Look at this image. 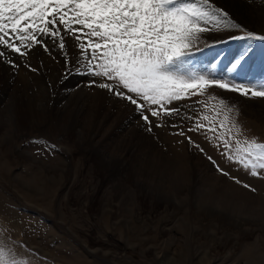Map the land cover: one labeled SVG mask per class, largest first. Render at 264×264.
<instances>
[{
  "label": "rangeland",
  "instance_id": "374dc122",
  "mask_svg": "<svg viewBox=\"0 0 264 264\" xmlns=\"http://www.w3.org/2000/svg\"><path fill=\"white\" fill-rule=\"evenodd\" d=\"M233 20L245 33L264 35ZM243 41L248 43L234 60L252 51L241 63L261 44ZM192 71L264 90L263 80ZM173 103L192 119L165 117L163 129L154 125L168 145L162 150L133 148L132 126L117 128L123 119L117 112L96 123L83 115L87 130L95 125L102 151L52 126L45 133H18L13 122L3 125L0 250L8 264H264V170L253 176L221 155L223 140L230 141L233 155L236 141L241 148L264 143V122L227 103L219 88ZM173 122L183 124L184 136L174 134ZM195 123L215 131L188 132ZM189 136L203 153L188 143ZM205 153L229 175L218 172ZM102 154L110 159L103 162Z\"/></svg>",
  "mask_w": 264,
  "mask_h": 264
},
{
  "label": "snow or ice",
  "instance_id": "6c2138e0",
  "mask_svg": "<svg viewBox=\"0 0 264 264\" xmlns=\"http://www.w3.org/2000/svg\"><path fill=\"white\" fill-rule=\"evenodd\" d=\"M198 5L213 11L201 10ZM227 16L228 13L215 7L211 0H0V60L17 68L19 65L9 59V55L25 59L36 46L51 55L52 48L44 40L48 37L63 57L62 79L73 72L89 77V87L106 90L133 106L151 132L152 118L158 121L156 127L164 126L165 117L192 119L173 102L207 88L264 98V90L209 78L189 67V61L199 51L194 50L196 43L202 34L212 30L209 19L218 22L220 17ZM224 24L246 31L230 20H225ZM235 38L264 40V35L246 32L245 37H228ZM69 43L75 50L72 53ZM243 59L242 56L232 64L233 71ZM170 126L178 129L175 135H185L183 124L173 122ZM202 130L215 131L201 123L187 129L203 134ZM187 140L204 152L190 136ZM222 144L225 151L221 155L227 162L250 170L253 176L264 170V143L253 141L241 148L236 141L235 155L231 154L230 141L223 140ZM207 159L222 175H229L211 156ZM231 178L255 191L236 177ZM0 264H8L2 250Z\"/></svg>",
  "mask_w": 264,
  "mask_h": 264
},
{
  "label": "bare ground",
  "instance_id": "6f19581e",
  "mask_svg": "<svg viewBox=\"0 0 264 264\" xmlns=\"http://www.w3.org/2000/svg\"><path fill=\"white\" fill-rule=\"evenodd\" d=\"M211 2L233 17H220L218 22L209 19L212 30L202 34L201 39L196 43L194 50L198 48L199 51H196L193 59L189 61V67L202 66L205 71L216 72L224 77H237L241 81L245 79L264 81V76H261L264 75V55L260 54L264 53V48L262 49L264 40H261L259 50L251 53L249 58L233 71L234 59L248 41H243V38L228 39L230 35L242 36L235 28L224 24L225 20L234 23L233 19H235V21H244L255 32L264 31L262 3L259 0H211ZM198 7L201 10L213 11L205 5ZM44 40L52 48L51 55L45 53L42 47L36 46L22 63L18 56L9 55V59L19 65L17 68L0 60V128L6 123L13 122L18 133L34 129L45 133L52 126L53 131L77 138L81 145V142L85 141V145L82 146L102 151L101 146H97L94 141L97 134L93 131L95 125L92 126L91 131L87 130L86 122L82 119L83 115L89 113L93 123H96L101 119L105 122L113 112H117L123 116L117 128L132 126L130 134L136 141L133 148L168 149L160 130L154 128L157 121L153 120L152 131L149 132L147 125L134 111L133 106L118 100L106 90L89 87V77L73 72L67 79H62L63 57L48 37ZM238 45L241 48H238ZM74 51L69 43V52ZM26 64L31 67H26ZM33 68L36 70L32 71ZM220 92L227 103L237 105L246 115L258 116L264 122V98H252L250 95H240L238 92L221 89ZM183 113L185 116L190 114ZM164 124H167V121ZM108 156L102 154L100 159L105 162L110 159ZM123 165L121 163L119 167L122 168ZM111 166L116 164L112 163ZM229 179L230 182L235 183L232 178Z\"/></svg>",
  "mask_w": 264,
  "mask_h": 264
}]
</instances>
